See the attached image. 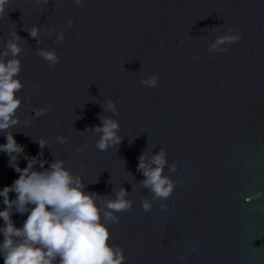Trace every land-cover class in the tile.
Masks as SVG:
<instances>
[{"label": "water", "instance_id": "95a60500", "mask_svg": "<svg viewBox=\"0 0 264 264\" xmlns=\"http://www.w3.org/2000/svg\"><path fill=\"white\" fill-rule=\"evenodd\" d=\"M33 25L41 28L39 45L28 32ZM229 29L241 39L208 51ZM13 31L22 38L24 87L20 123L9 131L24 152L10 162L0 151V190L19 178L15 164L23 169L42 151L44 169L63 159L87 191L112 199L113 188L129 193L132 209L109 225L125 264H264V0H10L0 51ZM60 31L65 40L57 44ZM38 48L54 50L60 62L50 67ZM153 74L158 85H142ZM108 99L119 115L103 112ZM44 107L50 111L36 117ZM100 115L118 120L123 138L107 151L96 148L91 130ZM160 148L177 164L175 172L165 168L177 185L145 212L142 201L152 194L140 183L138 157ZM27 215L13 210L15 226Z\"/></svg>", "mask_w": 264, "mask_h": 264}, {"label": "clouds", "instance_id": "9594fccd", "mask_svg": "<svg viewBox=\"0 0 264 264\" xmlns=\"http://www.w3.org/2000/svg\"><path fill=\"white\" fill-rule=\"evenodd\" d=\"M48 2L49 0H36L38 5ZM82 2L83 0H75L77 5ZM9 3L10 0H0V18L5 16ZM73 23L74 20L68 18L67 26L71 27ZM53 31L55 29H48L45 34ZM28 32L37 40L38 45L42 43L40 27L33 25ZM240 39L239 34L229 29L215 38L208 51H226L222 45L238 42ZM21 40L16 31H13L6 40L4 49L0 51V132L6 134V143L0 145V151L7 153L10 162L16 161L17 156L24 152V146L18 144L13 132L9 131L20 123L17 111L23 102V97L18 96L24 87L18 78L22 64L20 54L23 52ZM64 40L65 34L60 31L55 43L59 44ZM37 55L47 61L50 67L60 62L54 50L38 48ZM158 82L159 77L155 74L141 80L142 85L150 88L156 87ZM30 86L35 88V84ZM101 107L103 112L119 115L116 104L111 99ZM49 111V107L34 109L36 117ZM99 119L101 123L91 130L99 134V139L95 142L96 148L107 151L110 147L119 145L123 139L118 134L120 123L107 115H100ZM57 140L62 144L67 142L63 135L57 136ZM38 142L41 149L47 145L43 138ZM145 149L138 157L137 171L145 177L140 183L152 194L151 200L145 198L142 201V209L149 212L153 208L152 201H164L172 195L177 182L165 174V168L167 166L169 172H175L177 164H168L167 150L164 148H160L150 159ZM77 151H83V148ZM42 156L41 151L38 157H27V167L23 169L15 164L19 178L11 186L0 190L5 205L0 210V218L4 221V225L0 227V233L3 234L0 255H3L4 264H125L127 257L124 249L110 243L109 225L119 223L118 213L132 209L133 202L127 199L129 193L123 187L113 188L115 198L112 199L110 196L87 191L82 176L65 167L63 159L55 158L44 169V165L49 162L41 159ZM37 164L44 170H35L34 166ZM11 192L16 194L15 199H10ZM160 207L164 210L168 205L161 203ZM13 210L22 215L28 214L22 227L15 226L12 220ZM190 250L194 253L199 251L194 245ZM180 259L185 257L181 255Z\"/></svg>", "mask_w": 264, "mask_h": 264}]
</instances>
